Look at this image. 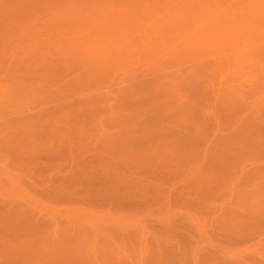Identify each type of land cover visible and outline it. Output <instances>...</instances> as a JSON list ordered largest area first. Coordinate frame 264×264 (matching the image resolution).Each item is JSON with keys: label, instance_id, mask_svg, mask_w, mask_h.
<instances>
[{"label": "rangeland", "instance_id": "374dc122", "mask_svg": "<svg viewBox=\"0 0 264 264\" xmlns=\"http://www.w3.org/2000/svg\"><path fill=\"white\" fill-rule=\"evenodd\" d=\"M0 264H264V0H0Z\"/></svg>", "mask_w": 264, "mask_h": 264}]
</instances>
